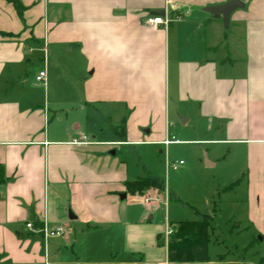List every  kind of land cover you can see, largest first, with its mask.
I'll return each mask as SVG.
<instances>
[{
    "label": "crops",
    "instance_id": "crops-1",
    "mask_svg": "<svg viewBox=\"0 0 264 264\" xmlns=\"http://www.w3.org/2000/svg\"><path fill=\"white\" fill-rule=\"evenodd\" d=\"M20 1L22 18L0 0V254L20 264L43 245V262L49 244L27 222L123 223L128 197H157L126 190L121 146H164L166 171L170 144L210 145L207 166L236 146L246 220H264V0H241L227 27L204 10L227 0ZM149 15L168 24L149 28ZM33 66L43 82L21 78ZM176 115L198 137L174 138Z\"/></svg>",
    "mask_w": 264,
    "mask_h": 264
},
{
    "label": "rangeland",
    "instance_id": "rangeland-1",
    "mask_svg": "<svg viewBox=\"0 0 264 264\" xmlns=\"http://www.w3.org/2000/svg\"><path fill=\"white\" fill-rule=\"evenodd\" d=\"M22 70L21 78L26 75L28 79L38 72L34 74L37 70L34 66ZM172 122L175 125L170 128V134L174 138L188 141L198 137L192 121L182 125L176 115L170 118ZM206 147L211 146L188 142L170 144L168 162L182 160L183 165L169 171H166L162 145L119 147L115 156L128 165L130 180L158 177L163 181V190L156 195L158 200L152 198L147 206L141 198L128 197L123 202L127 213L123 223L99 221L91 223L90 228L77 223L63 225L65 233L48 240L49 264H156L161 261L172 264L166 257L164 237L156 239L164 230V215L174 222L199 220L203 214H214L208 259L189 264H264V220L258 225L246 220L245 183L235 179L244 167V156L238 149L235 151L236 146L222 144V162L207 166ZM206 158H209L207 153ZM227 186L231 188L225 190ZM43 252L42 245L41 251L20 264L42 263ZM13 261L8 254H0V264H18Z\"/></svg>",
    "mask_w": 264,
    "mask_h": 264
},
{
    "label": "trees",
    "instance_id": "trees-1",
    "mask_svg": "<svg viewBox=\"0 0 264 264\" xmlns=\"http://www.w3.org/2000/svg\"><path fill=\"white\" fill-rule=\"evenodd\" d=\"M5 1L10 3L15 8L18 16L22 18L25 7L21 1ZM214 16L219 17L218 14H214ZM5 182L4 168L0 164V186ZM125 186L130 194L143 195L150 187H155L161 192L163 190V181L157 177H146L127 181ZM213 218L214 214H211L202 215L199 220L184 219L178 221L167 241L168 261L181 264L207 261L209 231ZM36 226L39 227L40 225Z\"/></svg>",
    "mask_w": 264,
    "mask_h": 264
},
{
    "label": "built area",
    "instance_id": "built-area-1",
    "mask_svg": "<svg viewBox=\"0 0 264 264\" xmlns=\"http://www.w3.org/2000/svg\"><path fill=\"white\" fill-rule=\"evenodd\" d=\"M168 21H169V19L166 16L149 15V16H147V18L145 20V24L147 27L154 29V28L158 27V25L166 26L168 24ZM45 77H46L45 68L40 69L34 76V82L41 83L45 80ZM173 139H174L173 137L166 138L162 141V143L164 145H168L169 143L175 141ZM182 164H183L182 160H179L177 162H172V163H169L167 161L166 162L167 170H169V169L177 170ZM154 199L158 200L157 197H154ZM151 200H152V198H149V197L144 198V202L146 204H150ZM164 204L166 207L167 202H165ZM164 220H165L164 221L165 227H164L163 236H164L165 243L167 244L168 238L173 233L174 227L171 225V223L169 222L166 215H164ZM26 227L29 228L32 232L39 234L41 236L42 240L44 241L45 245L47 244V242L50 238L61 236L65 232L64 227L60 224H55V225H51V226L43 224L40 227H34V225L31 222H27ZM37 264H48L47 257L45 256L42 263H37ZM156 264H167V262H158Z\"/></svg>",
    "mask_w": 264,
    "mask_h": 264
},
{
    "label": "water",
    "instance_id": "water-1",
    "mask_svg": "<svg viewBox=\"0 0 264 264\" xmlns=\"http://www.w3.org/2000/svg\"><path fill=\"white\" fill-rule=\"evenodd\" d=\"M243 6L244 4L241 0H227L222 4L206 6L204 10L207 12L213 13V14H219L222 18L223 25L227 27L230 13L238 8H242ZM159 12H162V11H154L155 14H158ZM110 153L114 154V150H111ZM204 157L206 158V155ZM125 196H126L125 193L119 194V197L121 199H123ZM68 216L70 218H74V215H72L70 209L68 212Z\"/></svg>",
    "mask_w": 264,
    "mask_h": 264
}]
</instances>
